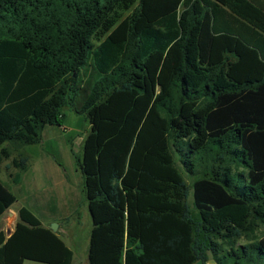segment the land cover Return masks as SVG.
I'll list each match as a JSON object with an SVG mask.
<instances>
[{"label":"trees","instance_id":"obj_1","mask_svg":"<svg viewBox=\"0 0 264 264\" xmlns=\"http://www.w3.org/2000/svg\"><path fill=\"white\" fill-rule=\"evenodd\" d=\"M65 106L91 123L89 264H264V0H0V166ZM16 200L0 177V215ZM19 217L0 264H73Z\"/></svg>","mask_w":264,"mask_h":264},{"label":"rangeland","instance_id":"obj_2","mask_svg":"<svg viewBox=\"0 0 264 264\" xmlns=\"http://www.w3.org/2000/svg\"><path fill=\"white\" fill-rule=\"evenodd\" d=\"M83 85L91 86L97 71L88 67L82 72ZM60 124H48L38 144L18 146L7 143L10 157L1 164L0 174L17 197L16 207L27 206L48 226L61 224L62 236L75 250L74 264L88 263L87 239L93 225L86 193L85 176L78 159L84 155V143L91 131L86 115L79 114L70 106L63 109ZM19 151L28 157L30 168L22 181L13 183L12 174L17 171L12 161ZM189 183L193 178L188 177ZM59 231V227H58ZM264 233V226L258 236ZM27 264H45L27 260ZM193 264H202L197 261ZM209 264H217L210 259Z\"/></svg>","mask_w":264,"mask_h":264},{"label":"crops","instance_id":"obj_3","mask_svg":"<svg viewBox=\"0 0 264 264\" xmlns=\"http://www.w3.org/2000/svg\"><path fill=\"white\" fill-rule=\"evenodd\" d=\"M1 168V166H0ZM29 168H30V164H29ZM29 168L27 169V171L29 170ZM25 171V172H27ZM24 172V173H25ZM23 173V174H24ZM0 177L1 179L4 181L3 177L1 176L0 174ZM23 177V175H22ZM22 181V178L20 180V182ZM5 182V181H4ZM19 182V183H20ZM6 183V182H5ZM7 184V183H6ZM18 184V183H17ZM17 201V200H16ZM16 201L6 210V212H4L3 214L0 215V232L1 231H4L5 232V235H6V238H8L12 232L14 231L15 227H16V224L18 223L20 217H19V206L16 207ZM11 210L12 211V216H9L8 214V211ZM42 220V219H41ZM43 223L45 225H48L45 223V221H43ZM62 227L61 224L59 225V233L60 235L62 236V233H61V230H62ZM64 231V230H62ZM63 237V236H62ZM64 238V237H63ZM64 240L67 242V244L71 247L70 243L64 238ZM87 246H86V250L87 252H89V243H90V236L89 238L87 239ZM73 249V247H71ZM74 250V249H73ZM74 258H75V250H74ZM210 261V260H209ZM209 261L207 262V264H209ZM24 264H27V260L25 261ZM73 264H74V259H73ZM85 264H89V259H88V263H85Z\"/></svg>","mask_w":264,"mask_h":264},{"label":"water","instance_id":"obj_4","mask_svg":"<svg viewBox=\"0 0 264 264\" xmlns=\"http://www.w3.org/2000/svg\"><path fill=\"white\" fill-rule=\"evenodd\" d=\"M8 214H9V216H12V211L9 210L8 211ZM90 214H91V212H90ZM58 227H59V224L58 223H51L49 225V228H51L53 231H57L58 230Z\"/></svg>","mask_w":264,"mask_h":264}]
</instances>
